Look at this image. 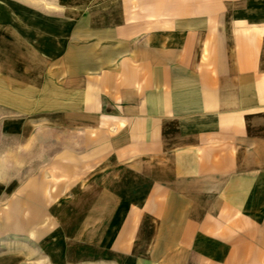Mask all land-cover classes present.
Here are the masks:
<instances>
[{"label":"crops","instance_id":"obj_1","mask_svg":"<svg viewBox=\"0 0 264 264\" xmlns=\"http://www.w3.org/2000/svg\"><path fill=\"white\" fill-rule=\"evenodd\" d=\"M0 245L264 264V0L0 1Z\"/></svg>","mask_w":264,"mask_h":264},{"label":"rangeland","instance_id":"obj_2","mask_svg":"<svg viewBox=\"0 0 264 264\" xmlns=\"http://www.w3.org/2000/svg\"><path fill=\"white\" fill-rule=\"evenodd\" d=\"M0 1H5V0H0ZM9 142H13L14 143V139L9 137ZM8 163H9L8 164V168L11 169L12 168V165H14V164H12L11 161H9ZM9 171H11V173H13L12 170H9ZM13 242H14L13 240L9 239L8 242L6 243L7 251H8V254L9 255L11 254L12 251L14 252V250H15V247H14V243ZM1 245H0V247H1ZM1 249H6V248L5 247H3V248L1 247ZM2 251H4V250H2Z\"/></svg>","mask_w":264,"mask_h":264}]
</instances>
